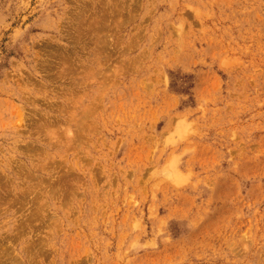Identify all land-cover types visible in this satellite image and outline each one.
<instances>
[{
	"label": "rangeland",
	"instance_id": "374dc122",
	"mask_svg": "<svg viewBox=\"0 0 264 264\" xmlns=\"http://www.w3.org/2000/svg\"><path fill=\"white\" fill-rule=\"evenodd\" d=\"M0 264H264V0H0Z\"/></svg>",
	"mask_w": 264,
	"mask_h": 264
},
{
	"label": "bare ground",
	"instance_id": "6f19581e",
	"mask_svg": "<svg viewBox=\"0 0 264 264\" xmlns=\"http://www.w3.org/2000/svg\"><path fill=\"white\" fill-rule=\"evenodd\" d=\"M22 199H23V200H22ZM22 199H21L22 201H21V200H20V201L23 203V201H24V198H22ZM21 202H20V203H21Z\"/></svg>",
	"mask_w": 264,
	"mask_h": 264
}]
</instances>
